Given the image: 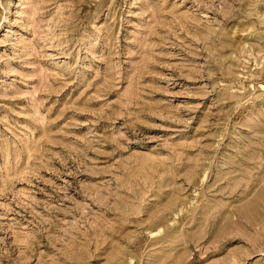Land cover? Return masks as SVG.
Segmentation results:
<instances>
[{
    "label": "rangeland",
    "instance_id": "rangeland-1",
    "mask_svg": "<svg viewBox=\"0 0 264 264\" xmlns=\"http://www.w3.org/2000/svg\"><path fill=\"white\" fill-rule=\"evenodd\" d=\"M0 264H264V0H0Z\"/></svg>",
    "mask_w": 264,
    "mask_h": 264
}]
</instances>
